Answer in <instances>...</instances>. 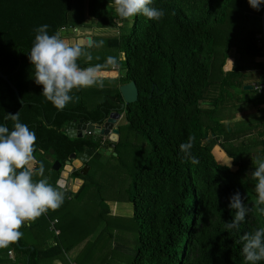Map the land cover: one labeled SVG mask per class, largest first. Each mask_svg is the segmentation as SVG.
<instances>
[{
	"label": "trees",
	"instance_id": "16d2710c",
	"mask_svg": "<svg viewBox=\"0 0 264 264\" xmlns=\"http://www.w3.org/2000/svg\"><path fill=\"white\" fill-rule=\"evenodd\" d=\"M109 5L110 0H0V71L24 101L21 105L0 77V124L11 129L13 122L5 116L19 112L20 122L37 136L35 152L42 150L62 165L73 152H85L93 161L101 155L100 141L91 135L68 137L66 123L79 118L103 121L109 111L119 108L121 95L116 88L105 91L91 109L78 101L57 110L32 77L28 52L34 29L48 24L51 35L59 27L117 26L121 18ZM152 6L164 10L161 20L137 15L129 28L103 37L108 47L124 53L118 62L125 70L119 83L133 80L138 88L137 100L124 108L126 121L118 126L120 135L111 156L123 142L122 131L147 141L128 197L138 227L130 264H247L240 237L264 227V214L258 210L264 206L254 203L256 181L251 175L253 161L264 159V108H259L263 114L258 120L227 124L222 120L228 108L241 103L264 105V94L254 89L239 93L245 85L243 67L228 54L231 47L247 59L264 54L256 38L261 33L264 36V10L253 16L248 0H153ZM99 40L92 36L90 45ZM77 63L87 68L91 61L81 58ZM257 65V78H261L263 64ZM189 136L194 137L191 153L198 164L182 162L179 146ZM209 136L212 139L205 142ZM214 144L234 159L236 170L215 161ZM73 176L82 177L77 170ZM83 177L75 197L91 182L88 173ZM237 191L250 211L238 230H226L225 223L235 215L228 208L229 198ZM49 215L36 219L37 225L45 223ZM33 227L30 223L28 229ZM18 243L0 248V261L4 256L13 264H41L70 249L62 248L61 241L43 249L28 246L22 238ZM88 247L87 243L85 249Z\"/></svg>",
	"mask_w": 264,
	"mask_h": 264
},
{
	"label": "clouds",
	"instance_id": "9594fccd",
	"mask_svg": "<svg viewBox=\"0 0 264 264\" xmlns=\"http://www.w3.org/2000/svg\"><path fill=\"white\" fill-rule=\"evenodd\" d=\"M110 4L122 20L143 15L148 20L159 21L165 15L163 9L152 6L153 0H110ZM248 4L259 11L264 0H248ZM49 27L48 24H42L34 29L36 35L28 52V60L33 68L35 84L42 85L41 94L57 110H63L72 101L70 93L73 90L103 87L100 70L108 67L117 70L115 66L118 61L109 56L102 65L81 68L78 60H92L84 44L68 39L65 36L67 29L64 27L57 28L50 35ZM101 44L102 42L94 43L89 47H99ZM5 120H11L13 125L9 129L6 124H0V248H7L18 241L23 235L20 231L23 226L34 222L49 210L59 209L66 197L64 185L59 180L55 185L49 183L47 177H44L43 164L36 166L35 132L20 122L19 112L7 113ZM193 144L192 136H189L187 142L180 144L182 162L199 163L191 153ZM219 163L231 168L232 158ZM253 163L255 168L251 175L256 181L254 203L264 206V159H257ZM34 177L42 178L34 180ZM228 208L234 209L235 215L225 223L224 228L238 230L250 211L239 191L230 196ZM258 210L264 214V207H259ZM240 239L243 242L242 255L247 264L264 261V227L245 232Z\"/></svg>",
	"mask_w": 264,
	"mask_h": 264
},
{
	"label": "rangeland",
	"instance_id": "374dc122",
	"mask_svg": "<svg viewBox=\"0 0 264 264\" xmlns=\"http://www.w3.org/2000/svg\"><path fill=\"white\" fill-rule=\"evenodd\" d=\"M109 7L114 10L111 5H109ZM250 8L251 14L254 16L260 13L261 9L264 10V4L261 5L259 11L253 9L252 7ZM130 20H132V18H130L128 22H125V24H130ZM122 21V19L119 20V22L117 23V28L126 27L125 24H123L124 26L122 25ZM92 32L93 31L91 27L79 26L73 27L72 29L66 31V33H68L69 35H72V39L80 38V41H82L86 46H89L86 40V36H90ZM116 33H120V29H118V32ZM116 33H114L109 28H106L97 31V34L91 35V37L96 36L100 38L97 43L102 42L101 46L99 47L94 46L92 48L86 49V51L89 52L92 56V63H99L102 65L106 58L109 56H113L117 59V61H119L118 50L113 47H108L105 40L103 39V37L116 36ZM228 54L231 56L230 58H232L234 62L240 61V63L242 64V67L245 70L243 73L246 78L245 81H249V79L252 80V78L257 77L258 63H256L254 59L252 60L247 59L246 57H241L239 50L235 47H231ZM257 59H260L259 56H257ZM120 67V70H118L119 75H123L124 70L121 64ZM110 68L111 67L103 69ZM116 83L117 82L115 79L104 78L103 87L94 86L81 90L79 94H73V99L68 105L76 104V102L82 101L88 108L91 109L100 100H102L105 91H107V93H110L117 88V86L115 85ZM242 90L243 88H240L238 90L239 93H242ZM241 106H243V103H241L240 107ZM255 109L256 110L254 113H261L259 107H255ZM262 114L263 113H261V116ZM224 118H227V114L224 115ZM234 118L239 117L235 116ZM258 119L260 118H257V120ZM229 120H231V118ZM121 133L123 142L117 147L116 155L112 153L113 156H111V154L106 155L105 153H101L97 160H91L88 165V179H90L91 182L83 190L81 195L78 197H74L72 201H67L65 197L64 203L62 205H66L68 207H71L72 209H75L72 210V213H70L71 217L78 215L79 219L89 224L87 226V241L90 242L87 243L91 247H95L93 253L86 248L79 257L80 259L75 256L74 261H76L77 264H130L134 257L135 249L137 246L138 227L135 220L133 219L132 203L128 197L131 193L133 173L140 167L144 149L145 147H147V141L142 136L130 133L129 131L127 133H123L122 131ZM211 139L212 137L209 136L205 140V142H209ZM218 147L219 148H217V150L223 152V149L220 146ZM214 152V156H216L215 161L219 163V156L217 155L215 148ZM117 153L119 154L118 156ZM41 163L44 167V177H47L48 179L49 177H52L50 180L54 181L57 175L56 172L52 170V166L50 167V164L46 160H42L40 163H37L36 166L39 167V164ZM40 178L42 177H34V180ZM68 191V193L71 194L70 190ZM112 204H116L117 213H111ZM50 217H52V215ZM49 222L50 231L49 229H46V239L50 244H55L56 242L60 244L62 236H55L54 232L51 231L56 222L53 223L52 218ZM30 232L31 231L27 229L24 232L23 239H26L28 242L33 243V236H31ZM71 253L72 252L67 250L65 253H62L61 255L53 259H61L65 262L68 255H71ZM53 259H46L42 261L41 264H53Z\"/></svg>",
	"mask_w": 264,
	"mask_h": 264
},
{
	"label": "crops",
	"instance_id": "0c3cea01",
	"mask_svg": "<svg viewBox=\"0 0 264 264\" xmlns=\"http://www.w3.org/2000/svg\"><path fill=\"white\" fill-rule=\"evenodd\" d=\"M128 21H129V19L123 20L122 21L123 22L122 25L125 24V22H128ZM130 21H132V20H130ZM130 24H131V22H130ZM130 24L126 23L125 26L128 27V26H130ZM106 28H109L114 33L118 32V29H119V28H117V26H113V27H94V28H92L93 32L90 34V36L92 34H97V31L102 30V29H106ZM67 34L68 33H65V36L68 39L73 40V41H76V40L80 41V38H73L72 39V35H69V34L67 35ZM116 34H118V33H116ZM80 42L83 43L82 41H80ZM123 58H124V53L123 52H119V60H122ZM254 60L256 61V63L259 62V60L257 59V56L254 58ZM235 62H237V61H235ZM97 64H99V63L95 64V63L91 62L89 65H87V67L94 66V65H97ZM115 67L118 68L117 70H120V68H121L120 67V63H117V65ZM244 71L245 70L243 68L242 74L244 73ZM124 73H125V70H124L123 74ZM118 74H119V72H118ZM119 76H121V74ZM243 76H244V74H243ZM254 78H252V80ZM107 79H109V78H107ZM118 79H115L116 82H117L115 85L117 87L121 84V83H119ZM245 80H246V78L244 76L243 84H249V82L252 81L251 79H249V81H245ZM121 101H122V98H121ZM255 107L256 106H254L251 103H245L241 107H240V105L235 106V107H230V108L227 109V112L225 113V114H227V118L226 119L224 118V120H222V123H224V124H227V123H239V122H244V121H249V120H254V119L260 118L261 117V113H263V112H261L260 114L259 113L258 114L254 113L255 110H256ZM258 107L259 108H263V104L257 106V108ZM88 109H90V108H88ZM119 112L121 113V117L117 121L118 126L119 125H123L125 123V121H126L124 110L123 111H119ZM228 114L231 115V116H229ZM235 116H238L239 118H234ZM230 118H231V120H229ZM232 118H234V119H232ZM225 120H228V121H225ZM64 129H65V132H66V127ZM119 135H120V133H119ZM85 136L87 137L88 134H85ZM71 138H79V137H71ZM113 143H115V142H113ZM214 146H217V147H214ZM218 146H219L218 144L213 145L212 153H213V155H215V152H214V148H215V151L217 152V155L219 156V162L222 161V160L227 162L229 159H231V158L227 157V155L225 154L224 151L222 152L220 150H217V148H219ZM112 150H113V146H112ZM85 154H87V153H85ZM87 155H88V159L84 162V164L89 165V162H90L92 156H90L89 154H87ZM34 156L36 157V160L38 161V163H40L42 160H44V161L46 160L50 164V167L52 166L51 167L52 170L58 171V175H57V177L55 178L54 181L50 180L52 177H49V179L47 178L49 183L55 185L57 180H58V178H59L60 170L62 169V166L65 165V163L62 165V163L60 162L61 165H60L59 169L57 170L56 168L53 167L55 162H56V160H54L51 156L47 155L42 150H39V151L35 152ZM214 157H216V156H214ZM236 168H237V166L233 165V159H232V167L230 169L231 170H236ZM76 170L81 174L82 177L73 176V172L76 171ZM88 172H89V169L84 174H82L80 172V168H73V170L71 172H69L67 183H68L70 178L73 179V180L78 178L80 180V183L79 182L77 183V187L75 188V190H72V188H68V186L66 184L65 189H66V200L67 201H72L74 199L75 193L79 190L80 186L85 181V178L83 176H85ZM68 190H70L71 194L68 193L69 192ZM72 210H75V209H72L71 207H68L66 205L60 207V209H57L55 211L49 210L48 212L50 213V216L52 215V217L49 216L50 218L48 217V219L46 220L45 223L39 222L40 224L37 225L36 221L31 222V225H33L34 227L30 228L29 231H31L30 232L31 236H33L32 241H34V242L33 243L32 242H28L26 239H23V235H24L25 229L29 228V224H26L25 226H23L20 229V231L23 233V235L21 237L22 240H24L28 244V246L29 245L30 246H36L39 249H43V248H45L47 246L48 247L51 246L49 241H47V239H46L45 231H46V229H49V231H50V222L49 221H51V218H52L53 220H56V223H55L54 226L59 232L57 234V236L58 235L62 236L61 237L62 248L64 246H66V247L69 246L70 249L68 251L72 252L71 255H68L69 258L67 257V260L65 262L63 260H61V259H53V261H54L53 264H77L76 261H74V257L77 256L78 259H80L79 257L81 256V254L85 250V245L87 244V242H90V241H87L88 240V237H87L88 236L87 226L89 224L87 222H84L83 220L79 219L78 215L71 217L70 213H72ZM111 213H113V214L117 213L116 204H112ZM132 215H133V206H132ZM75 243H76V245H75ZM94 249H95L94 246L88 248V250L91 251L92 253H93ZM65 256H66V254H65ZM1 257H2V255H0V258ZM82 259H86V258H82ZM0 264H13V262L10 261L9 259H7L6 257L4 258V256H3V260L0 261Z\"/></svg>",
	"mask_w": 264,
	"mask_h": 264
},
{
	"label": "water",
	"instance_id": "95a60500",
	"mask_svg": "<svg viewBox=\"0 0 264 264\" xmlns=\"http://www.w3.org/2000/svg\"><path fill=\"white\" fill-rule=\"evenodd\" d=\"M86 40L87 43L90 45L91 36H86ZM100 74L103 78L118 79L120 77L117 70L111 69L102 68L100 70ZM0 77L4 79L10 86V88L14 91L20 104L24 105V101L21 100L17 88L8 80L7 76L1 71ZM117 88L122 98L119 108L111 110L107 117H105L103 121H99L98 123L84 122L83 118H80L77 121H68L65 126L67 136L82 138L85 136V134H88L93 136L92 138L95 141L100 140L101 136H106L109 141L117 142L119 139V129L117 121L121 117V113L119 111H123L128 103L136 101L138 96V88L133 80H130L127 83H122ZM243 88L251 90L252 85L245 84ZM49 151L53 153V149H50ZM111 151L112 147L103 146L99 149L100 153H105L106 155H110ZM113 154L116 155V152H113ZM87 159L88 155L84 152H73L69 155L68 159L65 161V165H63L62 169L60 170L58 178V180L64 185V187L67 184L68 188H72V190H75V188L77 187V183H80V180L78 178L74 180L70 178L67 183L69 172H71L73 168H80V172L84 174L89 169L88 165L84 164ZM60 165L61 163L56 160L53 167L58 170ZM16 244L19 245L18 241H16Z\"/></svg>",
	"mask_w": 264,
	"mask_h": 264
},
{
	"label": "built area",
	"instance_id": "2783aa9c",
	"mask_svg": "<svg viewBox=\"0 0 264 264\" xmlns=\"http://www.w3.org/2000/svg\"><path fill=\"white\" fill-rule=\"evenodd\" d=\"M256 38L258 39V44L260 45V47L262 48L263 52H264V36L263 34H258L256 36ZM259 56V61L263 64L262 66V70H261V73H262V77L261 78H257L255 79L253 82H252V86H253V89L256 90L258 93H262L264 94V54L262 55H258ZM264 107V105H263ZM56 222V220H53V223ZM54 230V232L56 234H58V230L55 229L54 227L52 228ZM7 255H8V258H11L12 259V256H13V253L11 250H9L7 252Z\"/></svg>",
	"mask_w": 264,
	"mask_h": 264
},
{
	"label": "flooded vegetation",
	"instance_id": "af4514ba",
	"mask_svg": "<svg viewBox=\"0 0 264 264\" xmlns=\"http://www.w3.org/2000/svg\"><path fill=\"white\" fill-rule=\"evenodd\" d=\"M80 119V118H79ZM93 137V136H92ZM101 142V147L106 146V147H112L113 146V142L109 141L108 138L106 136H101L100 140H98ZM100 147V148H101ZM114 147V146H113Z\"/></svg>",
	"mask_w": 264,
	"mask_h": 264
}]
</instances>
